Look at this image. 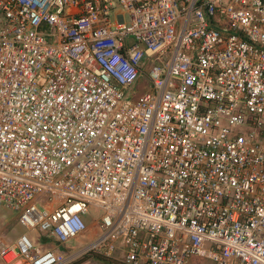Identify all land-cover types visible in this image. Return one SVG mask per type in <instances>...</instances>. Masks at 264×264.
<instances>
[{
  "label": "built area",
  "instance_id": "obj_1",
  "mask_svg": "<svg viewBox=\"0 0 264 264\" xmlns=\"http://www.w3.org/2000/svg\"><path fill=\"white\" fill-rule=\"evenodd\" d=\"M0 205L1 264H264V0H0Z\"/></svg>",
  "mask_w": 264,
  "mask_h": 264
},
{
  "label": "rangeland",
  "instance_id": "obj_2",
  "mask_svg": "<svg viewBox=\"0 0 264 264\" xmlns=\"http://www.w3.org/2000/svg\"><path fill=\"white\" fill-rule=\"evenodd\" d=\"M95 218V216H91ZM89 216L88 218L91 219ZM95 228L92 223H88L86 237L78 238L79 241L69 243V246H80L86 240H92L95 235ZM25 230L18 224V213L4 205H0V246L13 241L17 236ZM28 236L37 241L40 233L36 230L28 232ZM84 239V240H83ZM41 248H55L56 243L50 240L40 241ZM1 264V263H0ZM72 264H125L122 260V254L115 252L111 256H105L96 252L81 254Z\"/></svg>",
  "mask_w": 264,
  "mask_h": 264
}]
</instances>
